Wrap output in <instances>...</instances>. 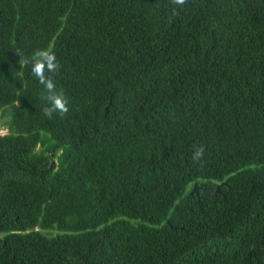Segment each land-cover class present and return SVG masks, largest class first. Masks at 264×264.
<instances>
[{
    "label": "trees",
    "instance_id": "1",
    "mask_svg": "<svg viewBox=\"0 0 264 264\" xmlns=\"http://www.w3.org/2000/svg\"><path fill=\"white\" fill-rule=\"evenodd\" d=\"M1 111L0 264H264V0H0Z\"/></svg>",
    "mask_w": 264,
    "mask_h": 264
},
{
    "label": "clouds",
    "instance_id": "2",
    "mask_svg": "<svg viewBox=\"0 0 264 264\" xmlns=\"http://www.w3.org/2000/svg\"><path fill=\"white\" fill-rule=\"evenodd\" d=\"M187 0H172L173 5L183 6ZM175 13V9H174ZM178 14V13H176ZM28 61H21V65ZM32 74L39 80L40 84L44 85L46 94L42 97L47 101V105L43 108L44 115L51 118L53 113L67 114L69 111L68 101L62 92L56 91V84L49 74L59 72L60 64L54 53L44 49L37 50L33 54ZM203 156V147L197 148L193 154L194 160H200Z\"/></svg>",
    "mask_w": 264,
    "mask_h": 264
},
{
    "label": "rangeland",
    "instance_id": "3",
    "mask_svg": "<svg viewBox=\"0 0 264 264\" xmlns=\"http://www.w3.org/2000/svg\"><path fill=\"white\" fill-rule=\"evenodd\" d=\"M3 111L0 112V135H4L8 133V121L10 118V114L8 112H5L6 114L3 116ZM55 233V230L52 231V234Z\"/></svg>",
    "mask_w": 264,
    "mask_h": 264
},
{
    "label": "water",
    "instance_id": "4",
    "mask_svg": "<svg viewBox=\"0 0 264 264\" xmlns=\"http://www.w3.org/2000/svg\"><path fill=\"white\" fill-rule=\"evenodd\" d=\"M197 190H196V186L194 185V187H193V189H192V191L190 192L191 194L193 193V192H196Z\"/></svg>",
    "mask_w": 264,
    "mask_h": 264
}]
</instances>
